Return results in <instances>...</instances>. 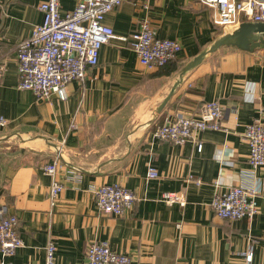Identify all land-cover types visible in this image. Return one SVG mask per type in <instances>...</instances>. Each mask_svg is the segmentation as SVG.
Returning a JSON list of instances; mask_svg holds the SVG:
<instances>
[{
  "label": "crops",
  "instance_id": "0c3cea01",
  "mask_svg": "<svg viewBox=\"0 0 264 264\" xmlns=\"http://www.w3.org/2000/svg\"><path fill=\"white\" fill-rule=\"evenodd\" d=\"M42 1L0 0V116L7 121L0 129V209L17 218L22 240L12 256L0 252V262L45 264L53 243L56 264H80L89 244L103 242L133 264H244L249 246L250 264H264V167H250L243 139L253 119L264 124V46L219 49L149 122L148 108L180 68L231 30L214 26L212 10L198 0H124L104 17L116 38L102 45L85 80L66 85L65 101H36L18 88L16 56L42 21ZM77 2L59 0L60 14ZM142 21L181 45L176 72L143 68L120 39ZM211 101L223 108V129L199 132L182 145L152 137L166 119L194 116ZM54 161L51 177L43 167ZM149 166L156 179L146 178ZM52 180L62 186L54 202ZM105 184L133 191V209L121 217L102 214L94 191ZM234 186L257 192L252 218L215 215L214 195ZM164 193L182 196L185 205L166 203Z\"/></svg>",
  "mask_w": 264,
  "mask_h": 264
},
{
  "label": "built area",
  "instance_id": "2783aa9c",
  "mask_svg": "<svg viewBox=\"0 0 264 264\" xmlns=\"http://www.w3.org/2000/svg\"><path fill=\"white\" fill-rule=\"evenodd\" d=\"M124 0H78L73 10L60 14L59 0H44L38 5L42 21L35 25L29 36L17 47L18 88L31 91L36 101H49L56 97L67 98L66 85L72 81L83 82L87 71L97 65L102 45L116 38L112 29L104 24V17L119 7ZM212 10L214 26L230 30L243 22L264 23V0H198ZM126 41L135 52L139 64L145 69H160L176 59L181 45L174 40L161 39L148 21H142ZM223 108L218 101L204 103L194 116L177 115L166 119L152 133L160 142L182 145L199 132L223 129L220 121ZM7 125L0 116V129ZM243 139L248 145V163L252 169L264 167V124L260 119L246 125ZM46 175L53 176L56 161L43 167ZM156 169L149 166L146 178L156 179ZM197 183H200L198 180ZM219 186V181L215 182ZM50 198L54 202L62 190L60 183L52 180ZM257 192L239 186L229 187L214 195L211 207L221 219L252 218L258 213ZM96 205L104 215L121 217L133 209L136 195L120 184H105L94 191ZM166 203L183 207L185 200L176 193H164ZM18 221L14 215H5L0 209V252L10 257L22 247L17 232ZM45 264H56L53 243L46 246ZM253 247L241 253L244 264H250ZM0 264H11L0 262ZM29 264V263H27ZM80 264H133V259L110 249L107 243H92L85 250Z\"/></svg>",
  "mask_w": 264,
  "mask_h": 264
},
{
  "label": "water",
  "instance_id": "95a60500",
  "mask_svg": "<svg viewBox=\"0 0 264 264\" xmlns=\"http://www.w3.org/2000/svg\"><path fill=\"white\" fill-rule=\"evenodd\" d=\"M261 46H264V23L262 22H243L235 29L222 34L180 68L169 81L166 90L158 101L148 108L146 121L151 122L155 119L188 75L219 49L233 47L240 51L253 52Z\"/></svg>",
  "mask_w": 264,
  "mask_h": 264
},
{
  "label": "trees",
  "instance_id": "16d2710c",
  "mask_svg": "<svg viewBox=\"0 0 264 264\" xmlns=\"http://www.w3.org/2000/svg\"><path fill=\"white\" fill-rule=\"evenodd\" d=\"M173 61L174 60H172L171 62H169L165 67L160 68V69L164 70L163 71V74L169 76L170 74L176 72L179 69V67L176 66L175 63H173Z\"/></svg>",
  "mask_w": 264,
  "mask_h": 264
},
{
  "label": "bare ground",
  "instance_id": "6f19581e",
  "mask_svg": "<svg viewBox=\"0 0 264 264\" xmlns=\"http://www.w3.org/2000/svg\"><path fill=\"white\" fill-rule=\"evenodd\" d=\"M231 29V28H230Z\"/></svg>",
  "mask_w": 264,
  "mask_h": 264
}]
</instances>
